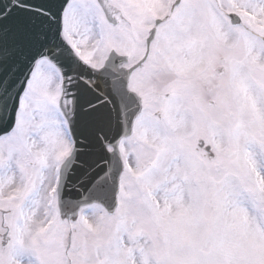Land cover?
Here are the masks:
<instances>
[{
  "label": "snow or ice",
  "instance_id": "1",
  "mask_svg": "<svg viewBox=\"0 0 264 264\" xmlns=\"http://www.w3.org/2000/svg\"><path fill=\"white\" fill-rule=\"evenodd\" d=\"M0 264H264V0H0Z\"/></svg>",
  "mask_w": 264,
  "mask_h": 264
}]
</instances>
